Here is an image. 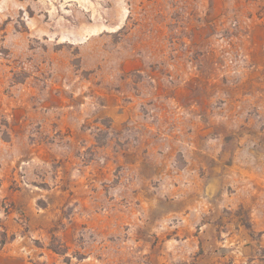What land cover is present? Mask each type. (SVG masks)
<instances>
[{"label": "rangeland", "instance_id": "374dc122", "mask_svg": "<svg viewBox=\"0 0 264 264\" xmlns=\"http://www.w3.org/2000/svg\"><path fill=\"white\" fill-rule=\"evenodd\" d=\"M0 264H264V0H0Z\"/></svg>", "mask_w": 264, "mask_h": 264}]
</instances>
